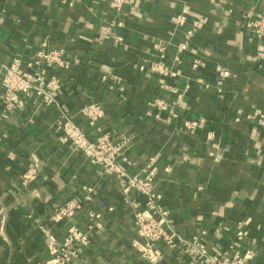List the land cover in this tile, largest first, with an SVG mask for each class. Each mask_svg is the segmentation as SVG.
<instances>
[{
	"label": "crops",
	"instance_id": "crops-1",
	"mask_svg": "<svg viewBox=\"0 0 264 264\" xmlns=\"http://www.w3.org/2000/svg\"><path fill=\"white\" fill-rule=\"evenodd\" d=\"M249 14L264 16V0H0L2 68L41 50L70 63L45 70L61 84L50 104L34 97L8 111L0 83V264H44L49 237L61 242L71 227L88 238L76 264H146L132 205L143 197L131 191L128 202L57 130L63 114L86 127L90 104L105 110L99 134L127 141L129 174L157 158L156 189L182 239L264 264V62ZM221 70L230 77L219 83ZM198 118L205 130L187 134ZM71 200L79 209L56 222ZM160 247L161 264H189Z\"/></svg>",
	"mask_w": 264,
	"mask_h": 264
},
{
	"label": "built area",
	"instance_id": "built-area-1",
	"mask_svg": "<svg viewBox=\"0 0 264 264\" xmlns=\"http://www.w3.org/2000/svg\"><path fill=\"white\" fill-rule=\"evenodd\" d=\"M128 0H113V7L119 9ZM246 28L258 41L257 55L264 62V16L249 14L246 16ZM103 28L101 35H107ZM196 63L195 66H197ZM70 63L63 52L57 50H41L28 62L14 59L11 64L0 66V83L3 89V100L6 109L12 111L24 100L41 97L44 103L53 102L54 96L61 88L56 76L47 79L46 69L68 68ZM230 77V72H219V83ZM159 110H165L163 102H156ZM86 127L77 124L72 118L63 114L56 123L61 141L70 144L71 148L84 155L91 163L103 172L118 180L125 199L131 191L137 192L144 199L142 205L134 204L135 232L139 242L135 247L146 264H161L163 252L160 247L165 245L171 250H181L189 259V264H247L252 258L250 253L244 256H229L223 252L210 253L199 240H184L174 229L169 210L163 205V198L156 189V176L159 171L157 158H151L143 175H131L120 161L124 160L127 141L114 142L108 134H99L100 123L105 118V110L100 104H90L81 111ZM207 120L198 118L185 122L183 130L189 135H196L205 130ZM36 167L32 166L23 176V183L28 184L36 175ZM79 209L76 200L67 202L61 210L56 222L71 216ZM88 244L87 236L71 227L61 242L49 237L48 259L44 264H76Z\"/></svg>",
	"mask_w": 264,
	"mask_h": 264
}]
</instances>
